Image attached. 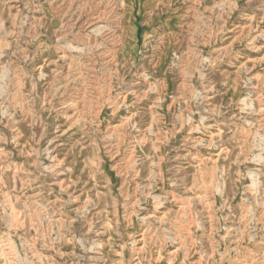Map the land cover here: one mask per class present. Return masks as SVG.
<instances>
[{"label":"rangeland","instance_id":"1","mask_svg":"<svg viewBox=\"0 0 264 264\" xmlns=\"http://www.w3.org/2000/svg\"><path fill=\"white\" fill-rule=\"evenodd\" d=\"M0 264H264V0H0Z\"/></svg>","mask_w":264,"mask_h":264}]
</instances>
